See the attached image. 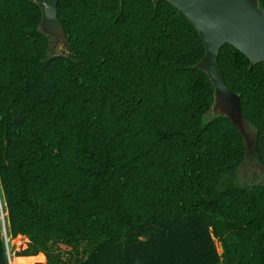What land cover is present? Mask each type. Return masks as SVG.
Here are the masks:
<instances>
[{
	"label": "trees",
	"instance_id": "16d2710c",
	"mask_svg": "<svg viewBox=\"0 0 264 264\" xmlns=\"http://www.w3.org/2000/svg\"><path fill=\"white\" fill-rule=\"evenodd\" d=\"M37 1L0 0V264L19 236L39 264H66L59 245L74 264H264V184H240L232 120H206L194 25L166 0H59L70 54L51 56ZM219 66L264 170V62L226 44Z\"/></svg>",
	"mask_w": 264,
	"mask_h": 264
},
{
	"label": "water",
	"instance_id": "95a60500",
	"mask_svg": "<svg viewBox=\"0 0 264 264\" xmlns=\"http://www.w3.org/2000/svg\"><path fill=\"white\" fill-rule=\"evenodd\" d=\"M159 1L154 0V3L157 5ZM166 1L181 11L198 30L206 47V55L196 68L206 72L214 84V107L224 110V116L229 117L245 136L243 124L247 122L241 110L240 96L227 87L219 66V56L222 48L229 44L247 56L252 66L264 62V11L257 0ZM37 2L43 13L41 31L66 51L70 42L58 17L59 0Z\"/></svg>",
	"mask_w": 264,
	"mask_h": 264
},
{
	"label": "rangeland",
	"instance_id": "374dc122",
	"mask_svg": "<svg viewBox=\"0 0 264 264\" xmlns=\"http://www.w3.org/2000/svg\"><path fill=\"white\" fill-rule=\"evenodd\" d=\"M69 54H70L69 48L65 51L64 47L61 44H58L56 40L52 41V46L50 50L51 56H59V55L69 56ZM224 115H225L224 110L213 107L212 111L206 117V120L209 121L216 117L224 116ZM243 126H244L243 131L248 141V154H247L245 165L243 166V168L240 170V173H239L240 184L242 186L259 185V184L263 185L264 184V170L262 169L260 163L258 162L256 158L255 150H254V145H255L254 138L256 136V132L247 123H244ZM215 240H216L218 252L220 255H222L223 254L222 244L218 239H215ZM12 245L14 247V254L11 257V261H13L16 258L15 253L24 251L28 248L29 240L26 239L25 237L19 236L12 242ZM58 248L62 252L63 254L62 259L66 264H74V262H77L76 254L73 252V249L68 248L64 245H59ZM41 255L42 257H44L45 261L44 260L41 262L38 261L36 262V264L47 262V258L43 254Z\"/></svg>",
	"mask_w": 264,
	"mask_h": 264
},
{
	"label": "bare ground",
	"instance_id": "6f19581e",
	"mask_svg": "<svg viewBox=\"0 0 264 264\" xmlns=\"http://www.w3.org/2000/svg\"><path fill=\"white\" fill-rule=\"evenodd\" d=\"M43 260H44V257H42V255H38L36 257H27V258H24V257H16L12 261V264H36V262H38V261L41 262Z\"/></svg>",
	"mask_w": 264,
	"mask_h": 264
}]
</instances>
